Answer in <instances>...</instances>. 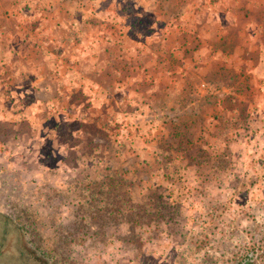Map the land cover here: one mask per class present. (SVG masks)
Here are the masks:
<instances>
[{
	"label": "crops",
	"instance_id": "1",
	"mask_svg": "<svg viewBox=\"0 0 264 264\" xmlns=\"http://www.w3.org/2000/svg\"><path fill=\"white\" fill-rule=\"evenodd\" d=\"M204 77L214 93L191 92ZM22 123L29 135L2 140L10 162L51 138L62 176L99 179L130 156L160 194L158 164L264 132V0H0V124Z\"/></svg>",
	"mask_w": 264,
	"mask_h": 264
},
{
	"label": "rangeland",
	"instance_id": "2",
	"mask_svg": "<svg viewBox=\"0 0 264 264\" xmlns=\"http://www.w3.org/2000/svg\"><path fill=\"white\" fill-rule=\"evenodd\" d=\"M200 79L191 92L209 93L220 85L207 77ZM201 82L208 88H201ZM188 130L195 131L196 126ZM18 132L20 137L30 134L23 123L15 132L0 124V212L21 226V230L10 227L1 253L12 252L17 235L19 241L27 235L51 264H264V132L248 133L242 141L234 135L236 142H226L225 149L197 143L201 159L196 164H158L168 175V181L153 179L160 194H150L140 186L143 179L134 176L139 168L133 157L128 156V164L119 163V167L106 164L105 175L115 168H121L124 175L132 170L133 176H126V188L136 209L142 206L145 212L141 221L120 223L103 211L100 220L105 225L101 227L98 220L94 226L89 214L80 209L70 212L81 179L62 176V164L56 169L63 154L52 146L51 138L39 148L32 143L22 146L19 159L12 162L11 150L1 156L3 138ZM119 139V149L127 156L129 150ZM185 170L187 176H183ZM100 178H90V186ZM82 224L85 231L80 229ZM127 234L130 238L115 240Z\"/></svg>",
	"mask_w": 264,
	"mask_h": 264
},
{
	"label": "trees",
	"instance_id": "3",
	"mask_svg": "<svg viewBox=\"0 0 264 264\" xmlns=\"http://www.w3.org/2000/svg\"><path fill=\"white\" fill-rule=\"evenodd\" d=\"M171 132V137L174 141L180 142L185 137V132L177 127ZM95 183L96 185L92 187L90 186V179L83 178L79 181L77 194L73 198L70 212L75 214V212H79V209L82 210L83 213L89 214L91 220L94 221V226L98 220L99 227L105 225L100 220L103 211L111 213L112 217L120 223L130 220L135 223L142 220L145 209L141 205V208L136 209V205L131 199L132 195L126 188L128 180H126V175L123 174L121 168L120 170L115 168L113 172H107L105 176ZM86 203L87 205L84 209ZM12 226H18L21 230L20 222H15L13 217L0 212V264H5V262L6 264H51L50 258L43 254L36 245H32L27 235H24V237L21 235L23 237V241L20 239L21 242L19 241V235H17L12 252L7 253L5 251L1 253L6 243L8 232L13 228ZM129 226L128 228L134 231V227ZM90 227L93 226L91 225ZM84 228L85 225L82 224L80 229L84 230ZM128 237L130 238V235L127 234L123 238L127 239ZM20 243L23 245L19 246ZM246 261L248 262L249 260L247 259Z\"/></svg>",
	"mask_w": 264,
	"mask_h": 264
},
{
	"label": "built area",
	"instance_id": "4",
	"mask_svg": "<svg viewBox=\"0 0 264 264\" xmlns=\"http://www.w3.org/2000/svg\"><path fill=\"white\" fill-rule=\"evenodd\" d=\"M199 86H200L201 88H203V89H207V88H208V84H206L205 82H201V83L199 84Z\"/></svg>",
	"mask_w": 264,
	"mask_h": 264
}]
</instances>
